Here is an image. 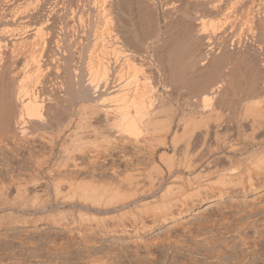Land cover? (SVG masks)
Wrapping results in <instances>:
<instances>
[{"label":"rangeland","instance_id":"obj_1","mask_svg":"<svg viewBox=\"0 0 264 264\" xmlns=\"http://www.w3.org/2000/svg\"><path fill=\"white\" fill-rule=\"evenodd\" d=\"M36 1L35 0H32V1L31 0H0V4L2 3L0 5V31L2 32L0 33V43H1L0 44V63H1L0 67L2 66L7 67L11 69L10 70L11 72L14 70L11 76L14 78V80L17 79L18 81L24 78L25 72L27 71L30 72L33 69L32 68L33 66L32 67L28 66L29 59H27V56H23V55L24 54L28 55V53L30 52L29 49H32L31 47L32 41H30V37L34 33L32 32L34 31L33 28H36L40 24L39 21L43 13L44 15H48L52 17L51 20L49 18V23H47V26H46L47 30L49 31H46V30L44 31L47 32V34H49L48 32H50V34L53 35L52 37L53 40H55L56 42L58 41L60 45L62 44L61 46L64 48V50L68 49L69 54L73 58V61L75 60V63L77 64L76 65L77 67L74 68L77 71V72H74L75 75L78 77L80 75L87 77L86 70L84 66L82 65V63L85 60V55H86L85 51L87 50L91 42V39H92L91 35L93 34V26L91 24L90 26H88V29H84V30L79 29L76 24L77 23L76 14L81 12L83 9L85 11L91 12L93 0H57V1L42 0L43 2L41 3L43 6L40 9V10L43 9L42 12H40V10L36 11L33 8H30L32 5L34 6ZM40 1L41 0H38L37 2H40ZM135 1L136 0L134 1L125 0L123 2V5H125L126 3L125 5L126 7L124 6L125 8L124 10L132 11L130 12L131 14L130 17H127V16L124 17V19H126L124 21H126V23L128 24L127 25L128 28L126 30L128 32L127 33L128 37L131 40H133V36H135V40L137 39L134 42L136 46L138 44L137 49L140 52V55L138 58H136L138 60V61L136 60L137 61L136 63L140 67V69L138 67V69L140 70L139 76L143 75L144 77V78L140 77V79L142 78L141 81L142 82L146 81L145 82L146 84L143 82V86L145 85L144 89L148 90V94L151 95V100H153L152 109L155 110L153 112V116L156 115L153 118L154 120L153 122L154 124H156L153 128L155 132L153 133L152 131H150L151 133L146 132V135L145 133L142 134V137L137 138L136 142L134 141L135 140L134 138L126 137L127 135L126 136L125 135L116 136V135H112L113 133L111 132L109 133L108 131H104L103 129L97 130L96 132L94 131V133L89 132V135H87L88 144L86 143L85 144L86 146L84 144L82 145L85 147V149H83L84 147L81 146L83 150L82 151L83 154L77 153L78 149H76L77 150L76 153L75 152L73 153V156H74L73 158L75 160V163L68 162L65 165V167H63L62 169L57 166L58 163L59 164L61 163L60 162L61 159H58L60 160V161H57L58 163L52 160L53 163L56 162V166H53V163L51 162L49 168H47L46 171L50 170L53 177L63 178L67 176V178L72 177V179L76 181H81L82 179L85 181V180H89L93 175L94 178L93 177L92 178L94 180L98 179L96 177L102 176L101 180L100 179L98 180L100 181L103 180V182H106L107 180L109 182H113L112 180L114 179L115 180L114 182L117 183V181L121 179L123 177L122 175H124L125 173L127 174L130 173L131 175H133L136 170H139V172H141L142 174L144 172L142 171V168H145V166H148V164L153 160L157 161L159 159V155L161 154V152H164L165 149H167V152L171 154L173 150V145L177 146L176 148H180L179 146H181L182 143L184 144L186 141L185 135H189L187 134L188 132L186 133V131L188 130L186 128L188 127L187 124L189 125V123H191L190 125H192L193 123L197 121L199 123L200 116L204 117L206 116V114L208 115L210 111L212 110V108L213 110H215V111L212 110L215 113L219 109L218 116H220L219 124L221 125L219 130L221 131L224 130V131H228L229 133H231V137L233 136L232 137L233 141H235L234 138L236 139L238 136L237 134L239 133H240V136L242 132L246 133L247 136L251 135L250 134L251 132L249 131L250 125L248 124H250V120L252 117L247 115L248 112L246 114L248 117L244 116L245 112H244L243 107L245 108V106L249 105L251 102L254 101V100L251 101V98L254 97V95L252 96V94L256 95V93H253L255 90H257L255 92H257V94H260V95L261 93L264 92V84H263L264 83V72H263L264 69H262L264 68V50H262L264 48V20H263L264 19V13H263L264 12V0H218V3H217V0H214L217 4H219L218 10L212 13L214 15H211V13H209L208 10H206L205 8H202V10H200L201 8H198L195 10V12H193L194 11L193 9H195V4L190 5V1L192 0L187 1L186 4L182 3V1H185V0H182V1L181 0L179 1L178 0H139V1L137 0V3L134 4ZM175 1L177 3L179 2L177 4V5H180L178 10H177L178 7L177 8H174V6L172 7V3H174L173 5L176 4ZM48 3L50 4V6L48 5ZM169 3H171V5ZM193 3H195L194 0H193ZM132 4L134 6L136 5L135 7L137 9L132 7L133 6ZM182 5L183 6L186 5L185 8H183ZM81 7H85L86 9L82 8L81 10ZM139 7L140 8L142 7L141 8L142 11L139 10L138 12V9H140ZM46 8H49L50 10ZM181 8L183 9L181 10ZM24 10H25V13L23 12ZM205 10H206V13H204ZM26 11H29V12H26ZM135 11H137L138 13L137 12L135 13ZM199 11L201 12L200 14L198 13ZM22 12L24 14H22ZM39 12L40 14L37 15V13ZM70 12L71 13L73 12V16H71ZM190 12L192 14H190ZM227 12H230L229 16H231V19H230L231 21L229 23L230 25L229 24L227 25L228 23L227 22L224 27L225 20L223 19H224V14H226ZM133 13L137 14L138 16H136L135 14L133 15ZM140 13L144 14V16L142 17V15H139ZM14 14L16 17L14 16ZM91 15L92 14H90L89 18L91 17ZM29 16L31 17L29 18ZM69 16H71V18ZM136 18H137V22H136ZM254 18H257V19H254ZM203 20L207 23L209 22L217 23V26H219V29L221 27V29L218 30L215 36L213 37L214 41L216 42V46H215L216 48L212 50L213 52H209V53L208 51H206L208 48L206 47V45H204V41L192 47L191 45L192 41H190L187 38L191 29L193 31L194 29L195 30L199 29L198 28L199 24H201L200 21H203ZM255 20L258 21V22L256 21V24L259 26V28L258 26H256L258 29L252 25L255 23ZM140 21L141 22L143 21L142 24H140L141 23ZM66 22L68 25H66ZM182 23L183 25H179ZM74 26H76L75 28L77 29H75ZM144 27L147 29H145ZM192 27H195V28H192ZM250 27L252 28L251 30H250ZM254 28L256 29L255 31L257 33H259L258 31H260L261 29L262 30L260 31L261 34L257 35L255 31H254L255 33L254 34L252 32ZM149 29H151V31H149ZM3 30H5L6 32H4ZM24 31L26 32V34H24ZM7 34L8 35L11 34L9 38L7 37ZM82 34H84L83 37H82ZM205 36H208V32ZM170 37L171 39H169ZM88 38L89 40H87ZM7 39L8 40L18 39V42L16 41L15 43L16 45H18L19 43V45L15 47V49L17 48L15 50L16 52L14 51L13 53L11 51L12 48L10 45H8ZM164 39H166V41ZM256 40L258 43L256 42ZM25 41L26 42L30 41V42L25 43ZM82 41L83 43L81 45ZM164 42H165V45H164ZM21 43L25 44V47ZM28 44H31V45L29 46ZM78 44H80L81 46ZM259 44L262 45V47H260ZM217 45L219 47L221 46V48H218ZM19 46L21 47V49H19L20 48ZM18 49L20 51H18ZM47 49L46 51L50 52L49 55H53V53L54 54L56 53L55 49L53 48V45H51V47ZM77 49L79 50L84 49V50H80L81 52L83 51V54L78 53L80 51ZM10 54L12 55V57ZM203 59H205V62L204 64L201 65L200 63H202L201 61ZM8 66H11V67H8ZM25 67L27 69L29 68V70L25 69ZM22 68H23V71L21 70ZM16 71L20 73H17ZM17 80H15L14 85H16V83H19ZM55 83L58 84V81L56 80V82H54V81H51L50 79L47 83L48 87L47 85L45 87L46 91L48 92V94L51 93L55 95L57 93V95L59 94L58 96H60L62 93H64V91L60 89V87L58 86L59 84L56 86ZM17 85L15 86V88L17 87ZM219 85H220L219 87L220 89L218 88L217 90L218 93L216 92L215 95L213 96V99L209 104L210 106L207 108H203L198 102L199 101L198 100L199 90L203 88L208 90L211 87L215 88L216 86H219ZM55 86H56V89H54ZM27 87L29 89L31 86H27ZM48 89L49 90L51 89L52 92L49 91ZM1 97L2 96H0V98ZM65 98H67L68 100L64 102L65 104L66 103L68 104L70 102L74 104L75 108L79 107L80 104L77 103L78 102L77 94L74 96V98H72V100L70 99L71 97L69 98V96ZM4 102L5 103H2L0 101V112H2L5 105L7 104L9 105V103H7L8 101L6 102V100H4ZM19 105L20 104L18 103H14V104L12 103L9 105L10 115L12 114L11 115L12 117L9 116V119L11 117L10 124L12 126L14 125L13 131L17 129V125H15L14 121H16V118L19 114L18 112L20 111ZM12 107L13 109H11ZM204 110H206L207 113ZM201 112L203 114H201ZM224 116L227 119H225ZM228 117L229 118L231 117V119H229ZM12 119H13V122H12ZM209 119H207L204 122L206 124L208 123V125L210 123V130H213L215 129V124H213L214 122H212L213 120L212 118L210 122L208 121ZM245 119H247V121ZM186 121H188L189 123L186 124ZM92 124L95 126L94 122H92ZM162 124L166 126L170 125L169 126L170 128L168 127L169 132H170L169 135L166 134L167 131L161 132V130H159V127ZM200 125L203 126L204 123L203 124L200 123ZM156 127L158 129H156ZM198 128L200 130L202 129V127H197V130ZM197 130L194 133L199 135V133L202 130L201 131L198 130L200 131L199 133L197 132ZM263 131L262 133H260L261 134V136H259L260 139L261 138L264 139V137H262V135H264ZM163 132H165V134ZM174 133H176L175 136L177 137V139H175L176 140L175 143L172 141L173 142L172 144L171 139L173 138ZM9 134L10 136H8L7 134L8 138H3L4 136L0 137V185L4 186V189L8 188L7 190L6 189L5 190H6V194L8 193L7 195L10 197H8L7 195L6 196L3 195L5 193L4 192L5 190L0 191V194L2 196L0 197V203H3L2 200H5V197H6V200L8 199L7 201L9 202H12L11 199L13 198L17 199L15 196L14 189H15V186L19 182L14 181L13 183V180H10L12 179V175L14 179H18L21 177L26 179V177H28L27 175L31 174V172L35 169L34 168L35 167V157H37V155L39 154L38 152L47 150V146L42 147V149L39 148L40 146H42L40 144L39 145L34 144L35 147H37V145L38 147L36 149L30 150L31 147L27 143H25L21 147L22 150L20 151L21 153H19V156H18V153H16L15 150L13 149L15 145L14 143H17V141L15 142V140L12 138L13 136L12 134H14V137L15 135L17 137V135L19 134V130L17 129L15 132L9 133ZM108 134L110 137L108 136ZM195 134L194 136L196 139L194 138V143L198 144L199 143L198 141H200V137H197L198 135H195ZM106 136H108V140ZM111 136L112 137L116 136L115 137L116 140L113 141ZM239 138L240 139L238 138L236 139L238 140V143L236 144L240 145L241 147V144L244 146L246 145V143L247 144L249 143L251 136L250 138L247 137L246 139H243L244 137H242V139L241 137ZM209 142H211V140ZM81 147H79V149ZM154 147H155L154 152L149 151V148H154ZM257 148L258 147H256V149ZM261 148H263V145ZM252 149L255 150V147H250L249 151L250 152L253 151ZM72 164H76L78 168L74 167ZM130 164L134 166V168H132L133 170L129 168L131 166ZM135 164L136 165L142 164V166L140 165L138 166L141 168V170ZM135 166L137 169L135 168ZM127 168L130 169L131 171L128 172L129 170ZM125 169H127L128 171ZM20 171L22 172V174L24 173L22 176L19 175L21 173ZM114 171L118 176H114L116 175L114 174ZM143 174L146 175L145 172ZM111 175L114 176V178ZM104 178L105 179L107 178V180H105ZM26 180H28V178ZM259 182L260 183H258V185L256 186L257 188L255 191H250V192L247 191L245 193L234 192L230 195L223 196L220 199L209 198L208 200H204L203 202H198L195 207L192 206L191 208L190 206L189 210L182 211V213L179 216H176L173 220L168 221L167 223H164V224L160 223V224L152 225V227L150 226L151 228L149 227L144 232H141L140 235L130 234V235H120L119 237L104 235L90 228L86 229L85 227L81 229L70 230V231L64 228H61V229L56 228L50 221H47L46 218L48 216L50 217V215L51 217L53 215L56 216V213L58 214L60 210H61L60 213H64V211L65 213L67 211H68L67 213H70L72 208H70L69 206L68 207L70 209H68L67 206L62 207L63 204L61 205L60 203H64L66 201L60 202V200L62 201V197L60 196L59 198L56 197L57 199L54 202V199H55V197L53 198L54 193L51 191L53 189L49 185L48 188L46 189V192L44 191L45 190L44 188H42L44 193L39 192L40 201L38 199V202L42 203L43 202L42 200H44L42 204L44 203L46 205L50 204V205H47L48 207L45 204L43 205L44 207L47 208L46 211H44L43 213L42 211H39V212L35 211L37 207H35L34 209L30 207L31 205L30 202L29 204L26 203L25 205L24 202H22V200H21V203L23 204L22 206L25 205L27 210L25 209V206L19 207L20 210L23 208V210L21 211L17 209L18 208L17 204L18 205L21 204L19 203L20 200L19 201L16 200L17 204L16 206L13 205L14 207H12L11 204H15L16 201H14V203H10L9 206H11L12 208L5 207L7 203L6 201H5V204L3 205L5 209H2L1 207L0 209V264H83V263L85 264L87 259H90L92 257H101V256H102L101 258L104 259V261H106V264H146L148 263L147 262L148 258L153 259L156 256L155 254H159V258H161L159 260H162L164 258L165 261L162 264H178L179 262L185 261L189 258L190 252L187 251V248L189 250L191 247L192 248L194 247L193 249L191 248L192 250L194 251L197 250L196 252L200 253V255L196 254V252L194 254L195 257L199 258L198 260L199 264H208V263L214 264V261H209V259L205 258L206 252L209 253V252L217 250L220 247H223L225 241H227L229 245H233V247L242 248L243 244L239 242V240H241L245 236L252 238L256 236L257 231L264 230V211H262L264 210L263 209L264 208V179H261ZM8 183L11 185L9 186ZM28 186L30 187V188L28 187L29 190L33 191V188L31 187L32 185H28ZM45 193L46 194L48 193V194L46 195ZM13 195L14 197L11 198ZM52 202L57 203V206L60 205L58 207L59 210H56L55 206L51 204ZM41 203L38 204L39 205L38 208L40 207V205L42 207ZM75 203L77 204V201ZM0 206L2 205L0 204ZM27 206L32 209L30 208L28 209ZM50 206L51 208H49ZM16 209L19 212H16L17 211ZM32 210H34L35 212L34 211L31 212ZM72 210L73 211H71L70 213L71 215H73L76 212L77 208L75 207V210L74 208ZM25 212H27V214ZM245 214H248L249 216H246ZM251 214H255V215L251 216ZM241 215L243 217L239 219L237 223L236 220ZM27 216L29 217L32 216V217L30 219ZM33 216H34V219L35 217L37 219L39 218L38 222H37V219H35L36 222H30L33 219ZM203 222L205 223V226L207 228L204 230L199 229L198 230L199 233H198L197 228L199 227L197 226L199 224L202 225ZM212 222H215V223H212ZM244 222H247V225L246 224L244 225L243 224ZM188 230L191 232L190 235L188 233L189 232ZM200 231L202 232L201 234H200ZM169 232L170 234L172 233L171 234L172 238H170L169 241L173 242L174 240H176L177 242L176 243L170 242L168 246V244H166L165 243L166 241L164 242V240H165V237L169 235ZM194 234L195 236L197 235V237H195ZM192 235L194 237H192ZM68 237L73 239L72 240L73 242H71V245H72L71 249L72 250L74 249L73 251L65 247L66 246L65 242L67 239H69ZM86 238L87 240H90L92 242L86 244V247L84 248V245L82 244L84 243L83 241L86 240ZM159 241L160 242L163 241V244H164L163 246H165L166 248L162 249L161 252L156 253L155 245L156 243H159ZM146 248L147 250L149 248L150 250L149 254L151 256L147 254ZM167 248H170V249H167ZM224 260H227V259L224 258ZM226 263L227 262H224V264ZM157 264H161V263H157ZM259 264H262V263H259Z\"/></svg>","mask_w":264,"mask_h":264},{"label":"bare ground","instance_id":"obj_2","mask_svg":"<svg viewBox=\"0 0 264 264\" xmlns=\"http://www.w3.org/2000/svg\"><path fill=\"white\" fill-rule=\"evenodd\" d=\"M37 1L35 4L33 2L34 6L32 5L30 7L36 11L40 10L41 7L43 6L41 3L43 2L42 0L40 2H37ZM124 1L125 0H93L91 12L85 11L84 9L82 10V8H85V7H81L82 11L76 14L77 15L76 24L79 29L81 30L88 29V26H90L91 24L93 26V34L91 35L92 39H91V42L87 50L85 51V54H86V55L84 54L85 60L82 63L87 73V77L85 76L86 79L83 75H80L79 77L75 75L74 72H77V71L74 68L77 67L76 66L77 64L75 63V60L73 61V58L69 54L68 49L64 50V48L61 46L62 44L60 45L58 41L56 42L55 40H53L52 38L53 35H51L50 32H48L49 34H47V32L44 31V30L49 31L47 30L46 26H47V23H49V18L51 20L52 17L48 15H44L43 13L41 15V19L39 18L40 24L38 23L39 25L36 28H33L34 31L32 32L34 33L30 37V41H32L33 43L31 42L32 45L31 44H28V45L29 46L31 45L32 49H29L30 52L28 53V55H25V54L23 55V56H27V59H29L28 66L29 67L33 66L32 67L33 69L30 72L24 71L25 72L24 78L22 79L20 78L21 79L20 81L15 79L19 82V83H16V85L17 84L18 85L15 88L16 86L14 85L15 80L11 76L14 70L11 72L10 71L11 69L7 67H3V66L0 67V96H2L0 98V101L2 103H5L4 100H6V102L8 101L7 103H9V105L12 103L20 104L19 105L20 111L18 112L19 114L17 118L15 117L16 121H14L15 125H17V129L19 130V134H18L19 137L18 135H17L18 138L16 137V135L14 137V134H12L13 135L12 138L15 140V142L17 141V143H14L15 145L13 149L15 150L16 153H18V156H19V153H21L20 151L22 150L21 147L25 143H27L31 147L30 150L36 149L39 144L42 145L39 147L41 149L42 147L47 146L46 151H41V152L39 151L38 152L39 154L37 153L38 155L37 157H35V167H34L35 169L33 168L34 170L31 172V174L27 175L28 177H26V179L28 178V180L22 177L18 179H14L12 175V179L10 180H13V183L14 181L19 182L15 186V189H14L15 196L17 199L13 198L14 197L13 195L11 197L13 198L11 199L12 202L7 201L8 199L6 200L5 196L8 194V193L6 194V190L8 188H5L6 189L5 190L4 186L0 185L1 186L0 191L5 190L4 191L5 193L3 194L5 195L4 196L5 200H2L3 203H0L2 205L0 206V209L1 207L2 209H5L3 207V205L5 204V201L7 203L9 202L8 204L6 203L5 207L10 208L11 207L9 206L10 203H14V201L16 200L17 201L20 200L19 203H21V200H22V202H24L25 205L26 203L29 204L30 202L31 203L30 207H32L33 209L37 207L35 211H38V212L42 211L43 213L44 211H46L47 208L43 206L45 203L42 204L44 200H42L43 201L42 203L38 202V199L40 201L39 192L40 193L41 192L44 193V191L46 192V189L50 185L53 189L51 191L54 193L53 198L55 197L54 202L57 199L56 197L59 198L60 196L62 197V201L60 200V202L66 201L64 202L65 204L60 203L61 205L63 204L62 207L69 206L72 209L74 208V210H75V207L77 208L76 210L77 213L74 211L77 214L76 215L74 213L75 216L74 214L73 215L70 214L71 211H73L72 209L71 211L69 210L70 213H67L68 212L67 211L66 212L67 214L65 213V211L64 213H60L61 211L60 210L59 211L60 214L58 213L59 215L56 212H54L56 213V216L54 215L52 217L51 215L50 217L48 216L46 220L50 221L56 228H60V229L64 228L70 231V230L81 229L85 227L86 229L90 228L94 231L100 232L101 234L115 236V237H119L120 235H130V234L140 235L141 232H144L150 226L152 227V225H156L160 223L164 224V223H167L168 221L173 220L176 216H179L182 213V211L189 210L190 206L191 208L192 206L195 207L198 202H203L204 200H208L209 198L220 199L223 196L230 195L234 192L245 193L247 191L248 192L255 191L257 188L256 186L258 185V183H260L259 181L261 179H264V141H263L264 139L262 138L260 139L259 137L261 136L260 133H262V131L264 130V92L261 93L260 95V94H257V92H255L257 90L255 91L253 90L254 91L253 93H256V95L252 94V96L254 95V97L251 98V101L252 100L254 101L251 102L249 105L245 106V108L243 107L244 112H245L244 116L252 117L250 120V124H248L250 125L249 131L251 132L250 133L251 135L247 136L246 133H243V132H242L243 134L241 133V136H240V133L237 134L238 136L236 135L238 139H240L239 137H241V139L242 137H244L243 139H246L247 137L250 138L251 136L249 143L247 144L245 142L246 145L244 146L241 144V147H240V145L236 144L238 143V140H236L237 138L236 139L234 138L235 141H233L232 140L233 136L231 137V133H229L228 131L219 130V128L221 127V125L219 124L220 116H218L219 109L217 110L218 113L216 112L217 113L216 114L215 112H213L215 110H213L212 108L213 111L210 109L211 111L210 113L208 112L209 113L208 115L206 114V116L204 117L199 115L200 116L199 123L198 121L195 123L192 122L193 124L190 125L191 123L186 121V124L189 123V125L187 124L188 127L185 126L189 130V131L188 130L186 131V133L188 132L187 134L189 135H185L186 136L185 143L184 144L182 143V145L179 146L180 148H176L177 146L173 145V150L171 154L167 152V149H165L164 152H161V154L159 155V159L157 158L158 159L157 161H154V160L151 162L149 161L150 163L148 164V166H145V168H142V171H144L146 175L143 174L144 172L141 174L139 170H136L137 172L136 171L134 172V174L137 173L136 175L125 173L124 175H122L123 177L121 179L118 180L117 178L118 181L116 183L114 182L115 181L114 179L112 180L113 182H109L107 178L106 179L104 178V179L107 180L108 182L107 181L103 182V180L100 181L102 176L101 177L99 176L100 178L95 176L96 178L100 180L98 179L94 180L93 175H92L93 178L91 177L93 180L90 178L89 180H85V181L83 179L81 181H76L72 179V177L67 178V176L63 178L53 177L50 170L46 171V169L49 168L52 160L57 162V161H60L58 159H61L60 162L62 163L63 161V163L59 164L57 162L58 163L57 166L62 169L63 167H65V165L68 162L75 163V160L73 158L74 157L73 153L74 152L76 153L77 151L76 149H78L77 153H82L83 151L82 147H84L82 145L83 144L85 145L88 142L87 135H89V132L94 133V131L96 132L97 130L103 129L104 131L113 133L112 135H116V136L118 135L126 136L127 135L126 137H132L135 139V140L133 139L135 142L137 138L142 137V134L145 133L146 135V132L149 133L150 131H152L153 133L155 132L153 128L156 124H154L153 118L156 115L153 116V112L155 111L154 109H152L153 100H151V95L148 94V90L144 89L145 85L143 86V82L145 83L146 81H143V82L141 81L142 78L140 79V77H143V75L139 76L140 67L136 63L138 61L136 58H138L140 55V52L137 49L138 44L136 46L134 42L137 39L135 40V36H133V40H131L128 37L127 35L128 32L126 31L128 28L127 27L128 24L126 23V21H124L126 20L124 19V17L126 16L130 17L131 15L130 12L132 11L124 10L125 9L124 6L126 5V3L125 5H123ZM187 1H190V0L182 1V3L186 4ZM194 2L195 3H193V0L190 1V5L195 4V9H193L194 11L191 9L193 12H195V10L198 8H201L200 10H202V8H205L206 10H208L209 13H211V15H214L212 13L218 10V5H219L217 4L218 0H217V3L214 0H194ZM136 3H137V0L134 2V4ZM171 3L169 4L171 5ZM178 3L176 2L175 5H173L174 3H172V7L173 6L174 8L178 7L177 8L178 10L180 6V5H177ZM48 5L50 6L49 3ZM135 6L133 5L132 7L136 8ZM185 6H183V8H185ZM141 8L138 9V12L139 10L142 11ZM183 8H181V10ZM46 9H49V8H46ZM42 10H40V12H42ZM206 10L204 13H206ZM29 11H26V12H29ZM23 12L25 13V10ZM23 12L22 14H24ZM40 12L37 13V15L40 14ZM136 12L137 11H135V13ZM135 13H133V15ZM198 13L200 14L201 12L199 11ZM70 14L71 16H73V12L72 13L70 12ZM90 14H92L90 17L91 19L89 18ZM190 14L192 13L190 12ZM229 14L230 12H227L226 14H224V19H223L225 20L224 27L227 22H228L227 23L228 25L231 21L230 20L231 16H229ZM135 15L138 16L137 14ZM139 15H142V17L144 16V14H141V13ZM71 16L69 17L71 18ZM30 17L31 16H29V18ZM254 19H257V18H254ZM256 21L257 20H255V23L253 21V23L256 24ZM136 22H137V18H136ZM142 22L140 24H142ZM200 22L201 24H199V27H198L199 29L197 30L194 29V31L191 29V31L193 32L190 31L187 38L190 41H192V43L190 42L192 47L204 41V45H206V47L208 48L206 51H208V53L213 52L212 50L216 48L215 47L216 42L214 41L213 37L215 36L216 32L221 29V27L219 29V26H217V23H213V22L207 23L204 20ZM254 24L252 25L255 26V28H257L256 26L258 25L257 24L254 25ZM66 25H68L67 22H66ZM179 25H183V23ZM75 27L76 26H74V28ZM195 27H192V28H195ZM255 28L252 30L253 33L256 30ZM251 29L252 28L250 27V30ZM3 31L6 32L5 30ZM149 31H151V29H149ZM260 31L262 30L260 29ZM260 31H258L259 33L255 31V33H257V35L261 34ZM207 32H208V36H205ZM0 33L2 32L0 31ZM24 34H26L25 31H24ZM84 34H82V37ZM10 35L11 34L9 35L7 34V37L9 38ZM89 38L87 40H89ZM169 39H171V37ZM164 40L166 41V39ZM16 41L18 42V39H15V40L9 39L7 41L8 45L11 46L12 48L11 51L13 53L17 49V48L15 49V47L19 45V43L18 45L15 44ZM29 42L25 41V43H29ZM82 43L83 41L81 42V45ZM22 45H24L25 47V44H22ZM51 45H53V48L56 51L55 54L52 51L53 55H49L50 52L46 51V49L51 47ZM164 45H165V42H164ZM260 47H262V45H260ZM218 48H221V46L220 47L218 46ZM19 49H21V47ZM19 49L18 51H20ZM80 50H84V49H80ZM262 50H264V48ZM78 53L83 54V51L82 52L80 51ZM201 62H202L200 63L201 65L204 64L205 59H203ZM8 67H11V66H8ZM25 69L27 68L25 67ZM21 70L23 71V68ZM27 70H29V68ZM17 73H20V72H17ZM50 79L51 81H54V82H56V80L58 81L59 85L56 83L55 85L56 86L58 85L60 89L64 91V93H62L63 95L61 94L60 96H58L59 94L57 95V93L55 95L51 93L48 94L45 87ZM27 86H31V87L28 89ZM56 86L54 89H56ZM219 87L220 85L216 86L215 88L211 87L208 90L203 88L199 90V94L196 93L199 95L198 102L203 108H207L210 106L209 104L212 101L213 96L215 95ZM49 91H51V89ZM76 94H77V99H78L77 103L80 104L78 108H75L74 104L70 102L68 104L64 103L65 101H68L67 98L65 97L69 96V98L71 97L70 99L72 100V98H74ZM9 105L8 104L5 106L3 105L4 109L2 110V112H0V137L4 136L3 138H8L7 134L8 136H10L9 133H13L17 130L15 128L16 130L13 131L14 125L12 126L10 124L11 122L10 119L12 117L11 116L12 114L10 115ZM11 109H13V107ZM202 112L201 114H203ZM9 116H11L10 119H9ZM211 118L213 119L212 120V122H214L213 124H215V129L213 130H210V123L208 125V123L206 124L204 122L207 119H209L208 121L210 122ZM229 119H231V117ZM247 119L245 120L247 121ZM12 122H13V119H12ZM92 122L95 123V126L92 124ZM200 123L201 124L204 123V125L202 126L200 125ZM169 126L162 124L160 125L159 130H161V132L167 131L166 134L169 135L170 133L168 129ZM192 127L193 128L195 127L194 128L195 130ZM197 127H202L201 129L202 131L199 128L198 130H200L201 132L198 131ZM156 129L158 128L156 127ZM192 129L194 130V132L196 130L198 133L200 132L199 135L195 134ZM163 133L165 134V132ZM194 134L198 135L197 137H200V141H198L199 143L197 142L198 144L194 143V138H195ZM173 135L174 136L171 139L172 144L173 142L175 143L176 142L175 139H177V137L175 136L176 133H174ZM108 136H106L107 140H108ZM115 137L111 136L113 141L116 140ZM262 137H264V135H262ZM210 140L212 143L209 142ZM34 144L35 145L38 144L37 147H35ZM262 145H263V148H261ZM79 147H81L80 148L81 150L79 149ZM250 147H255V150L252 149L253 151L250 152L249 151ZM256 147L258 148L256 149ZM83 149H85V147ZM154 149L155 147L149 148V151L154 152ZM56 162L55 163L52 162L53 166H56ZM72 165L74 167H77L76 164H72ZM139 165H136V166L138 167ZM131 166L129 167L130 169L134 168V166L132 167ZM140 166H142V164ZM130 169H128L129 171L128 170L127 171L130 172L131 171ZM23 174L21 172L19 175L22 176ZM114 174H116L115 171H114ZM114 176H118V175L116 174ZM114 176L112 177L114 178ZM10 185L11 184H9V186ZM28 185H32L31 187L33 188V191L29 190L30 187ZM42 188H44L45 190L43 191ZM0 197H2L1 194H0ZM17 201L15 202V204H11L12 207H14L13 205L16 206ZM76 201H77V204L75 203ZM54 202H52L51 204L55 206L56 210H59L58 207L60 205L58 204L59 206H57V203H54ZM40 203L42 204V207L40 205V207L38 208L39 206L38 204ZM22 205H23L22 203L20 205L17 204V207H18L17 209L20 210L19 207ZM47 205H50V204H47ZM28 206L27 208L29 209L30 207ZM69 207L68 209H70ZM49 208H51V206ZM25 209H26V206H25ZM18 210L16 212H19ZM21 210H23V208ZM33 211L34 210H32L31 212ZM25 213L27 214V212ZM255 214H251V216H254ZM245 215L249 216L248 214H245ZM31 217L29 218L31 219ZM242 217L243 216L241 215L236 220V222L238 223L239 219H241ZM35 219L37 218L35 217ZM35 219L33 216V219L30 222H36ZM38 220L39 218L37 219V222ZM203 223L202 225L199 224L197 226L199 227L197 228V231L199 229L204 230L207 228L205 226V223L204 224ZM212 223H215V222H212ZM243 224L247 225V222H244ZM188 233L189 235L191 234L190 231ZM201 233L202 232L200 231V234ZM171 234L169 232V235L166 236L164 240V242L166 241L165 243L168 244V246L171 242L169 241V239L172 238ZM197 235L195 237H197ZM194 236L192 235V237ZM72 240H73L72 238H69L66 240L65 242L66 248L68 249L72 248L71 247L72 246L71 242H73ZM83 242L84 243L82 245H84V248H85L86 244L92 241L87 240L86 238V240H84ZM173 242L176 243L177 241L174 240ZM239 242L243 244L242 248L233 247V245H229L228 242L225 241L223 247H220L218 249L216 248L217 250L209 252V253L206 252L205 258L209 259V261H214V264H224V262H227L226 264H259V263L264 264V230L257 231L256 236L252 238L245 236L244 238L239 240ZM163 245H164L163 241L161 242L159 241V243H156L155 245L156 253L161 252L162 249L166 248ZM191 248L189 250L187 248V251L190 252L189 258L185 261L179 262L178 264H199L198 263L199 258L194 256L197 250L194 251L192 250L194 247L192 249ZM167 249H170V248H167ZM73 250L71 249V251ZM146 252L147 254H149L150 252L149 248ZM196 254L200 255V253L198 252H196ZM155 255L156 256L153 259L148 258V261L146 260L148 263H146V261L145 263L146 264H157V263L162 264L165 261L164 258L162 260H159L161 259L159 258V254H155ZM101 257H92L90 259H87L85 264H106V261H104V259H102ZM224 258L227 260H224Z\"/></svg>","mask_w":264,"mask_h":264}]
</instances>
